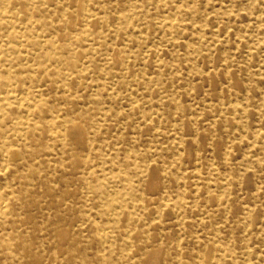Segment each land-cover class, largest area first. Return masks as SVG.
<instances>
[{
    "label": "rangeland",
    "instance_id": "1",
    "mask_svg": "<svg viewBox=\"0 0 264 264\" xmlns=\"http://www.w3.org/2000/svg\"><path fill=\"white\" fill-rule=\"evenodd\" d=\"M0 95V264H264V0H0Z\"/></svg>",
    "mask_w": 264,
    "mask_h": 264
},
{
    "label": "bare ground",
    "instance_id": "2",
    "mask_svg": "<svg viewBox=\"0 0 264 264\" xmlns=\"http://www.w3.org/2000/svg\"><path fill=\"white\" fill-rule=\"evenodd\" d=\"M63 6H64V5H63ZM13 8H14V7H13ZM13 8H12V9H13ZM7 9H8V8H7ZM85 10H86V8H85ZM8 11H9V10H8ZM256 11H257V10H256ZM257 12H259V11H257ZM259 13H260V12H259ZM130 16H131V15H130ZM234 17H235V16H234ZM86 19H87V18H86ZM175 20H176V18H175ZM30 25H31V24H30ZM11 26H12V25H11ZM9 27H10V26H9ZM216 28H217V27H216ZM21 29H22V27H21ZM36 30H37V29H36ZM41 36H42V35H41ZM114 36H115V35H114ZM24 41H25V40H24ZM214 41H215V40H214ZM17 46H19V45H17ZM24 46H25V45H24ZM52 48H53V47H52ZM92 48H93V47H92ZM4 49H5V48H4ZM205 50H206V49H205ZM23 51H24V50H23ZM16 52H17V51H16ZM125 63H126V62H125ZM124 66H125V65H124ZM103 75H104V74H103ZM110 87H111V86H110ZM107 90H108V89H107ZM11 93H12V92H11ZM128 94H129V93H128ZM1 95H2V94H1ZM1 95H0V96H1ZM17 95H18V94H17ZM38 95H39V94H38ZM11 96H13V95H11ZM0 99H2V97H1ZM14 103H15V102H14ZM23 103H24V102H23ZM32 104H34V103H32ZM128 105H129V104H128ZM23 106H24V105H23ZM29 106H30V105H29ZM27 110H28V108H27ZM27 110H26V111H27ZM24 112H25V111H24ZM139 113H140V112H139ZM151 114H152V113H151ZM261 115H262V114H261ZM30 118H31V117H30ZM13 119H14V117H13ZM15 119H16V118H15ZM19 120H20V119H19ZM25 123H26V122H25ZM62 129H63V127H62ZM259 129H262V128H259ZM260 131H261V130H260ZM62 135H63V134H62ZM62 135H60V136H62ZM63 139H64V138H63ZM113 144H114V143H113ZM2 152H3V151H2ZM251 155H252V154H251ZM89 168H90V166H89ZM0 171H1V170H0ZM191 178H192V176H191ZM5 183H6V181H5ZM106 194H107V193H106ZM106 194H105V195H106ZM122 194H123V193H122ZM109 199H110V198H109ZM3 205H4V204H3ZM3 205H2V206H3ZM111 206H112V205H111ZM113 207H114V206H113ZM2 208H3V207H2ZM111 209H112V208H111ZM1 210H2V209H1ZM112 210H113V209H112ZM112 210H111V211H112ZM108 215H109V214H108ZM111 215H112V213H111ZM107 219H108V217H107ZM126 236H127V235H126Z\"/></svg>",
    "mask_w": 264,
    "mask_h": 264
}]
</instances>
